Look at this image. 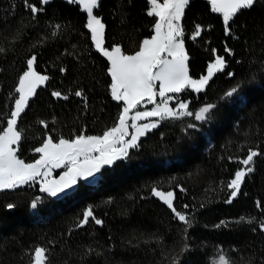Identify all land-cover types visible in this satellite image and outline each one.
I'll return each mask as SVG.
<instances>
[{"label":"trees","instance_id":"obj_1","mask_svg":"<svg viewBox=\"0 0 264 264\" xmlns=\"http://www.w3.org/2000/svg\"><path fill=\"white\" fill-rule=\"evenodd\" d=\"M29 3L41 6L40 0ZM149 8V0H99L94 15L104 24V46L119 45L125 54L138 51L157 19L147 15ZM86 22L87 12L77 2L49 0L33 19L24 0H0V132L18 96L14 89L26 61L35 55V71L49 77L18 122L24 130L18 155L25 162L39 156L33 149L49 135L54 141L81 133L101 135L118 120L123 103L111 97L109 62L93 46ZM181 23L192 77L206 72L213 49L227 61L206 91L178 94L193 112L205 103L217 104L212 119L162 121L140 138L138 148L130 149L129 159L104 166L93 182L79 180L61 198L42 193L36 181L0 191V264H30L36 246L49 250L48 264H173L176 257L179 264H210L219 252L230 264H264V232L259 230L264 221V0L234 17L232 35L225 34L222 16L208 0H191ZM196 24L204 30L192 39ZM241 81L236 95L220 100ZM78 90L82 97L75 95ZM53 91L61 98L53 97ZM170 105L175 107L176 100ZM191 123L197 128L185 131ZM249 148L261 153L255 172L227 203V183ZM154 186L174 192L173 206L192 218L187 232L152 194ZM36 197L42 200L32 210ZM9 203L15 208L8 209ZM89 205L103 224L90 220L77 228ZM241 217L253 222H239ZM221 220L227 225L217 227ZM185 243L190 248L181 254Z\"/></svg>","mask_w":264,"mask_h":264},{"label":"snow or ice","instance_id":"obj_2","mask_svg":"<svg viewBox=\"0 0 264 264\" xmlns=\"http://www.w3.org/2000/svg\"><path fill=\"white\" fill-rule=\"evenodd\" d=\"M75 2L76 0H69V3ZM80 2L87 9L88 19L85 27L91 33L93 46L109 62L107 71L111 77L109 86L111 97L114 101L123 103L118 120L113 127L105 130L102 136H88L81 133L72 139L60 137L58 142H54L53 137L49 135L39 147L33 149L39 154V159L33 163H26L19 158L18 146L24 138V130L19 128L18 122L30 99L36 94L38 86L49 79L35 71L36 57L33 55L26 61L27 69L19 76L18 84L14 89L18 97L14 98V105L7 118V126L0 132V191L18 190L21 186L43 177L40 183L42 193L55 198L67 195L79 180L87 181L100 173L104 166H112L117 161L129 159L130 149L138 148L140 138L157 128L162 121L193 117L195 121L207 123L212 119V113L218 106L215 103H205L193 112L188 101L178 99V94L188 89L197 94L206 91L215 75L223 72L227 67L225 57L218 55L216 49H213L214 59L208 63L206 74H202L198 79L189 74V56L185 51L181 21L191 0H163V3L159 0H149L150 8L147 15L157 18L153 25L154 34L150 38H145L139 50L132 55L125 54L119 45H114L110 50L104 46V24L100 17L94 15L99 0H80ZM48 3L49 0H40L41 6L37 7L29 3V0H24V6L30 10L33 19L44 11V5ZM208 3L214 13L222 14L225 34L232 35L230 24L234 17L242 10H250L257 0H208ZM60 28V25H55L56 30ZM203 30L200 24H196L191 38L196 39L201 36ZM53 35H56L55 31ZM3 51L4 49L0 48V52ZM225 51L232 55L231 49L226 47ZM63 71L62 68L61 72ZM228 76L233 77L234 73L229 72ZM243 83L241 81L231 87L220 97V100H228L236 95ZM75 95L82 97L83 92L78 90ZM52 96L61 98L62 94L53 91ZM157 96L160 98L159 101ZM63 98L67 99V97ZM174 99L175 108L169 106V102ZM142 104L155 106L150 111L136 110ZM131 112L135 114L130 117ZM153 117L158 119L149 123H137L141 119ZM40 123L45 128L48 127L46 122L40 121ZM129 127L133 130L131 133ZM196 128L197 124L191 123L187 125L185 131ZM129 135L130 139L126 140L125 137ZM260 155V152L249 148L246 158L239 160L242 167L227 183V188L231 190L227 203H231L241 193L247 177L255 172V160ZM61 167L67 170L61 173L59 179H49L52 170ZM152 194L171 209L174 217L183 223L187 232L192 225V218L186 213L177 211L173 206L174 192H163L154 186ZM41 200L42 197H36L31 201L30 207L36 209ZM6 207L14 209L15 205L9 203ZM187 207L185 205V208ZM257 207H261L259 202ZM90 220L96 225L103 224V221L94 215V208L91 205L85 208L76 227L82 228ZM239 222L252 223L253 220L241 217ZM226 225L227 222L221 220L217 227ZM259 230L264 232V221L259 223ZM189 248L190 246L185 243L181 248V254ZM48 251L43 246H36L32 253L31 264H48ZM88 251L90 252L91 249ZM173 264H179V257L173 260ZM219 264H230V260L226 259L225 255H220Z\"/></svg>","mask_w":264,"mask_h":264},{"label":"rangeland","instance_id":"obj_3","mask_svg":"<svg viewBox=\"0 0 264 264\" xmlns=\"http://www.w3.org/2000/svg\"><path fill=\"white\" fill-rule=\"evenodd\" d=\"M67 1H69V0H67ZM76 2L87 12V9L84 7V5L80 2V0H76ZM160 3H163V0H161V1H159ZM221 16H222V14H221ZM222 19H223V16H222ZM153 34H154V29H153ZM152 34V35H153ZM111 49V48H110ZM109 49V50H110ZM207 69V68H206ZM37 72V71H36ZM41 74V73H40ZM204 74H206V72L204 73ZM41 75H43V74H41ZM194 78V77H193ZM199 77H197V79H198ZM157 91H158V87H157ZM18 97V96H17ZM159 97L157 96V101H159ZM142 105H146V104H142ZM155 105H153V107H154ZM169 106L171 107V105H170V102H169ZM203 106V105H202ZM123 107V106H122ZM152 107V108H153ZM139 108H141V106H138V108L137 109H139ZM173 108H175V107H173ZM200 108V107H199ZM198 108V109H199ZM197 109V110H198ZM146 110H151L150 108L149 109H145V110H141V111H146ZM131 114V113H130ZM129 114V115H130ZM156 119H158V118H156ZM129 124H130V120H129ZM131 127H129V133H131ZM103 134H101V135H88V136H102ZM125 139L126 140H128V139H130V135L129 136H126L125 137ZM54 142H58V141H54ZM14 147H16L15 145H14ZM36 159H39V156L36 158ZM35 159V160H36ZM35 160H33V161H30V162H26V163H33ZM56 169H59V168H56ZM56 169H53L52 170V172H51V175L49 176V179H59V177H60V175H61V173L63 172V171H66L67 169H65V168H63V167H61V171H60V173L58 174V175H54V170H56ZM41 180H43V177H40V178H38L37 180H35L36 182H38L39 183V186H40V183H41ZM160 191H162V190H160ZM163 192H167V191H163ZM32 210H35V209H32ZM220 255H225L223 252H219V253H217L216 255H214L213 257H211V259H210V264H219V256ZM226 257V256H225ZM227 259V258H226ZM31 264V263H30Z\"/></svg>","mask_w":264,"mask_h":264},{"label":"crops","instance_id":"obj_4","mask_svg":"<svg viewBox=\"0 0 264 264\" xmlns=\"http://www.w3.org/2000/svg\"><path fill=\"white\" fill-rule=\"evenodd\" d=\"M87 19H88V15H87ZM150 38V37H149ZM134 54V53H133ZM128 55H132V54H128ZM23 74V73H22ZM21 74V75H22ZM141 106V108H139V109H136V110H138V111H141V110H145V109H151L152 107H153V105L152 104H146V105H140ZM135 113L134 112H131V114H130V117H131V115H134ZM154 120H156V118L155 117H153V118H144V119H141V120H139V121H137V123L138 124H143V123H149V122H151V121H154ZM130 124H131V120H130ZM132 129V128H131ZM133 130H131V132H132Z\"/></svg>","mask_w":264,"mask_h":264},{"label":"water","instance_id":"obj_5","mask_svg":"<svg viewBox=\"0 0 264 264\" xmlns=\"http://www.w3.org/2000/svg\"><path fill=\"white\" fill-rule=\"evenodd\" d=\"M97 177H98V174L94 177V178H90L89 180H87V181H85V180H83V181H85V182H87V183H89V182H93V181H95L96 179H97ZM77 186V185H76ZM76 186H74V189L71 191V192H73L74 190H75V188H76ZM70 192V193H71ZM69 194V193H68ZM63 196H65V195H63ZM63 196H61V197H63ZM61 197H59V198H61ZM55 198V197H54Z\"/></svg>","mask_w":264,"mask_h":264}]
</instances>
